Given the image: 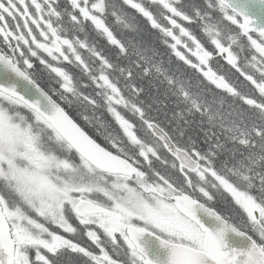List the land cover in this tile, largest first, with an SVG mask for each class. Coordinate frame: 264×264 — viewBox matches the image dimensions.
<instances>
[{
    "label": "snow or ice",
    "instance_id": "obj_1",
    "mask_svg": "<svg viewBox=\"0 0 264 264\" xmlns=\"http://www.w3.org/2000/svg\"><path fill=\"white\" fill-rule=\"evenodd\" d=\"M70 3L73 22H90L124 49L102 15L105 0ZM127 3L215 87L235 91L213 66L223 61L264 91V79L248 74L237 50L250 52L253 68L258 58L264 64V0H205L210 11L197 9L205 20L197 31L172 0H160L176 17L167 18L171 28L139 0ZM61 17L59 0H0V264H264V176L229 171L197 148L177 146L169 166L111 106L124 104L122 97L106 100L123 142L93 131L65 103L79 94L73 65L91 69L78 51L88 43L64 36ZM220 23L233 29L229 41L221 39ZM92 80L119 92L104 72Z\"/></svg>",
    "mask_w": 264,
    "mask_h": 264
},
{
    "label": "trees",
    "instance_id": "obj_2",
    "mask_svg": "<svg viewBox=\"0 0 264 264\" xmlns=\"http://www.w3.org/2000/svg\"><path fill=\"white\" fill-rule=\"evenodd\" d=\"M139 2L152 11L161 26L172 27L167 18L170 15L176 17L160 0ZM172 3L193 17V31L205 23L197 15V9L203 13L210 11L205 0H179L178 3L172 0ZM59 8L62 17L56 20V24L61 33L73 41L84 40L89 45L88 49L78 48V51L91 71L84 72L75 64L72 71L81 94L93 92L97 113L103 117L102 125L109 123L119 132L108 112L107 88L97 87L92 80V76H98L100 72L107 74L118 87V95L125 103L113 102L114 106L133 122L138 131L152 137L148 123L155 122L189 152L193 148L211 152L213 159L229 171L244 173L256 180L264 176V94L246 76H238L223 61H217L213 66L230 80L235 91L215 87L197 68L178 58L169 47L171 39L160 28L153 27L137 9L130 7L127 0H105L102 14L122 41L123 50L110 44L90 22L83 19L73 22L71 16L76 13L70 0H59ZM213 16L215 18L216 14ZM8 24L16 31L11 19ZM219 27L220 31H225L223 39L234 34L233 29L223 23ZM176 31L178 33V29ZM1 44H4L2 39ZM91 49L100 51L111 67L98 59ZM182 50L193 59L187 50ZM239 55L241 66L258 82L255 69L258 73L260 68H253L249 63L250 52L245 48L243 53L239 51ZM258 61L252 63L258 64ZM193 63L198 61L193 59ZM259 77L263 79V73ZM95 125L102 127L97 122ZM241 139H244L243 143Z\"/></svg>",
    "mask_w": 264,
    "mask_h": 264
},
{
    "label": "rangeland",
    "instance_id": "obj_3",
    "mask_svg": "<svg viewBox=\"0 0 264 264\" xmlns=\"http://www.w3.org/2000/svg\"><path fill=\"white\" fill-rule=\"evenodd\" d=\"M225 25L228 26L227 24H225ZM224 32H225L224 30L220 31L221 39H223V33ZM232 37H233V35H230V36H227L226 38H224L223 40L229 41ZM0 46H3V45L1 44ZM239 51H241V50H239ZM243 51L244 50H242L241 52L243 53ZM256 66H258L260 69L264 68V64L260 63L259 61H258V64ZM255 73H256V76L258 77V80H259L258 82H260L262 80V78L259 76H261L262 73H260L259 70L257 73V69H255ZM249 75H252V74H249ZM252 76L255 79V76L254 75H252ZM263 76H264V73H263ZM263 79H264V77H263ZM50 81H51V84H50L51 87H54V88L59 87L58 83L55 81L54 78L50 79ZM100 83L102 84V82H100ZM76 84H77V89H78L79 94H77V97H76V99H77V102L75 103L76 106L74 104L72 105L75 112H78L82 115H86L90 121L92 128L96 129V131L101 132L103 135L120 136L121 142H123V139H124L123 136L119 132L113 130L109 123H104L102 125V118L103 117L99 113H97V109H96L97 103L92 104L88 101V99H86L87 97H92L95 99V96L93 94H91L93 92H90V93L83 92L84 94H81L77 80H76ZM103 87H106V86H103ZM106 88H107L106 92L108 93V96L112 95V96H115L117 99H120L118 92H113L110 88H108V87H106ZM259 89L260 88H258V90ZM261 92L264 94V91H261ZM113 102L115 103V101H113ZM113 102H112L111 106L115 108ZM96 122L101 124L102 127L99 125H95ZM149 128H150L149 131H150V134L152 135V137H148L147 133L143 134L144 133L143 131H138L141 135V138L144 140L146 145L151 144L152 146H154L157 149V151L161 154L162 158L167 161L169 166H171V164H173L172 156L165 150L163 144L157 139L158 137L153 133L150 126H149ZM243 140L244 139H241L242 143L244 142ZM52 147L59 150L58 145H52ZM3 188H4V186L2 184H0V189H3Z\"/></svg>",
    "mask_w": 264,
    "mask_h": 264
},
{
    "label": "water",
    "instance_id": "obj_4",
    "mask_svg": "<svg viewBox=\"0 0 264 264\" xmlns=\"http://www.w3.org/2000/svg\"><path fill=\"white\" fill-rule=\"evenodd\" d=\"M239 2L243 3V0H239ZM261 22H264V17H262ZM149 126L151 127L153 133L161 139L163 142L164 147L170 152L174 151L177 147L170 135L157 123L149 122Z\"/></svg>",
    "mask_w": 264,
    "mask_h": 264
},
{
    "label": "clouds",
    "instance_id": "obj_5",
    "mask_svg": "<svg viewBox=\"0 0 264 264\" xmlns=\"http://www.w3.org/2000/svg\"><path fill=\"white\" fill-rule=\"evenodd\" d=\"M77 95H69L66 100H65V103L68 105V107L70 109H72V105L75 104L77 102V99H76ZM77 116L81 117V119H83L84 117H87L86 115H82L78 112H75ZM85 124H88L90 123L89 119L87 120H84L83 121ZM93 131H96V129H93ZM98 132V131H97ZM98 134H101L103 135L101 132H98Z\"/></svg>",
    "mask_w": 264,
    "mask_h": 264
},
{
    "label": "flooded vegetation",
    "instance_id": "obj_6",
    "mask_svg": "<svg viewBox=\"0 0 264 264\" xmlns=\"http://www.w3.org/2000/svg\"><path fill=\"white\" fill-rule=\"evenodd\" d=\"M263 108H264V106H263ZM158 139V138H157ZM159 140V139H158ZM160 141V140H159ZM161 142V141H160Z\"/></svg>",
    "mask_w": 264,
    "mask_h": 264
}]
</instances>
